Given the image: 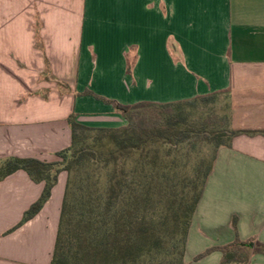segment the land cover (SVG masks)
Returning <instances> with one entry per match:
<instances>
[{
    "label": "crops",
    "instance_id": "0c3cea01",
    "mask_svg": "<svg viewBox=\"0 0 264 264\" xmlns=\"http://www.w3.org/2000/svg\"><path fill=\"white\" fill-rule=\"evenodd\" d=\"M87 90L125 107L222 94L231 130L264 131V0H0V160L58 161L72 114L90 128L126 124ZM66 183L61 173L40 213L13 232L44 184L24 171L0 183V264H51ZM237 237L264 244L263 134L218 149L185 262L220 264L219 251L194 258Z\"/></svg>",
    "mask_w": 264,
    "mask_h": 264
},
{
    "label": "trees",
    "instance_id": "16d2710c",
    "mask_svg": "<svg viewBox=\"0 0 264 264\" xmlns=\"http://www.w3.org/2000/svg\"><path fill=\"white\" fill-rule=\"evenodd\" d=\"M81 95L113 105L127 124L117 129L90 128L72 114L68 118L72 142L57 154L58 161L0 160V183L24 171L33 182L44 184L41 197L10 232L40 213L60 174L66 172L51 264H190L185 262L187 238L218 149L231 147L237 135H264V131L231 130L230 115L226 126L213 130H209L213 121L188 120L191 103L222 94L134 107L89 90ZM191 139L215 144L210 161L200 158L191 167L178 161L179 156L190 155L184 144ZM101 172L106 175L104 183ZM216 251L222 253L220 264H249L253 254L264 255V244L237 237L230 244L206 249L194 261Z\"/></svg>",
    "mask_w": 264,
    "mask_h": 264
},
{
    "label": "rangeland",
    "instance_id": "374dc122",
    "mask_svg": "<svg viewBox=\"0 0 264 264\" xmlns=\"http://www.w3.org/2000/svg\"><path fill=\"white\" fill-rule=\"evenodd\" d=\"M15 75L16 77H19L16 71H15ZM58 83H59L58 85L60 86L64 85L61 82H58ZM7 87L11 89L12 86H7ZM67 87H68V84L66 88ZM12 88H14V94L16 95H18L21 91V87L19 85H16L15 87L13 86ZM62 88H65V87H62ZM39 91H33V93L35 92V94L38 93L39 95L40 94ZM188 113H189L188 120L191 122L197 121L198 124H200L201 122H207V121L215 122L217 126L214 124V125H210L209 127V130H213V129H217L218 127H222L223 125L224 126L227 125L226 119L230 115V104L228 102V99L225 96H218L210 101H200L199 100L197 102L191 103L188 106ZM126 124H127V121H126ZM182 128H187V127L186 125H184ZM195 129L198 130V127ZM184 145L186 149L190 150V155L188 156L181 155L179 156L178 161L181 164L186 162V164L189 165V167L199 162L200 158L206 161H210L214 155L215 144L210 143L206 140L191 139L187 142V144H184ZM63 173L68 179V174L66 172H63ZM100 179L102 180L103 183L106 181V175L104 172H101Z\"/></svg>",
    "mask_w": 264,
    "mask_h": 264
}]
</instances>
